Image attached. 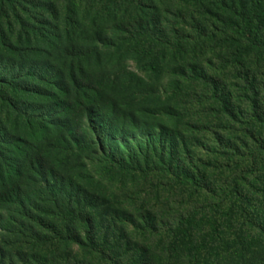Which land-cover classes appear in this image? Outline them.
I'll return each instance as SVG.
<instances>
[{"label": "trees", "instance_id": "obj_1", "mask_svg": "<svg viewBox=\"0 0 264 264\" xmlns=\"http://www.w3.org/2000/svg\"><path fill=\"white\" fill-rule=\"evenodd\" d=\"M173 1L0 0V264H264V0Z\"/></svg>", "mask_w": 264, "mask_h": 264}, {"label": "rangeland", "instance_id": "obj_2", "mask_svg": "<svg viewBox=\"0 0 264 264\" xmlns=\"http://www.w3.org/2000/svg\"><path fill=\"white\" fill-rule=\"evenodd\" d=\"M177 7H179V6H178L176 0L173 1V2H171V3L169 4V8H170L171 10H175V9H177ZM126 66H127L132 72L137 73V66H136V63H135L133 60H127V61H126ZM125 179H126V180H130L129 184L131 183V180H133L132 178L130 179V175H127V177H126ZM125 179H124V180H125ZM120 186H121V181L118 180V181L112 183L111 188H112L113 190H116V189H118ZM156 197H157V196H156ZM156 197H154V198H156Z\"/></svg>", "mask_w": 264, "mask_h": 264}]
</instances>
